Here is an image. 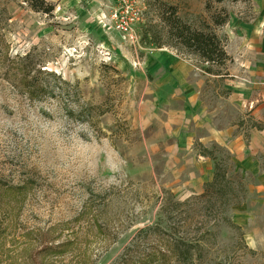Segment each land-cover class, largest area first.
<instances>
[{
    "label": "rangeland",
    "instance_id": "obj_1",
    "mask_svg": "<svg viewBox=\"0 0 264 264\" xmlns=\"http://www.w3.org/2000/svg\"><path fill=\"white\" fill-rule=\"evenodd\" d=\"M49 2L52 15L0 0V264H264V0ZM171 6L215 28L230 57L220 76L176 45L160 20ZM222 10L229 21L215 27ZM163 54L194 67L231 132L223 142L204 145L184 111L170 121L155 84ZM25 56L39 96L4 70ZM199 164L207 179L192 175ZM216 173L226 197L197 204ZM170 228L199 241L187 262L161 256Z\"/></svg>",
    "mask_w": 264,
    "mask_h": 264
},
{
    "label": "trees",
    "instance_id": "obj_2",
    "mask_svg": "<svg viewBox=\"0 0 264 264\" xmlns=\"http://www.w3.org/2000/svg\"><path fill=\"white\" fill-rule=\"evenodd\" d=\"M224 1L225 0H207V8L208 10L211 8V2L222 3ZM25 2L30 5L29 7L33 11L38 13L52 15L55 11L54 5L50 3L49 0H25ZM168 10L169 11L162 13L160 20L169 28L170 36L177 41L176 45L188 53L197 56V58H200L203 62L208 63L210 66L206 72L218 75L214 74L212 71L214 66H225L227 62L230 61V57L225 50V43L218 36L215 28L205 24L207 27L205 29H194L187 23L183 22V20L177 15L178 11L175 7H168ZM228 21L229 13H227L226 10H222V14H213L212 16V22L215 27H222L228 23ZM26 61H28V57L25 56L19 59L17 64H14L15 66L12 67V65H10L12 60L8 59L9 66H6L4 70L8 74H12L8 79L10 82L14 83L30 96H39L40 92L46 91V88L43 84H39L38 87L34 86V82H36L35 77L32 75L31 71L27 69ZM222 179H224V176H220L216 173L214 180L207 183L203 193L196 197V203L204 206L212 205L214 207L217 199H224L226 194L223 192L224 189L220 185V180ZM181 228L185 229V226ZM170 230L171 228L164 233V235H167L169 238L164 239L160 234H158V239L156 238V246L163 251L161 256L165 259L168 258L167 254H169V257H174L175 259L182 260V262H187L189 257H191V249L195 246H199V241L190 239L189 237H175L173 233H168L171 232ZM189 232L191 234V231ZM56 248L55 252H53V250L52 252L57 256H63L70 251L69 243H64ZM132 248H129V250H132ZM188 254L190 255L189 257ZM158 262L164 264V261ZM48 263L49 262L44 260V264ZM116 264L133 263H131L129 258H126L125 254ZM137 264L142 263L139 262Z\"/></svg>",
    "mask_w": 264,
    "mask_h": 264
},
{
    "label": "crops",
    "instance_id": "obj_3",
    "mask_svg": "<svg viewBox=\"0 0 264 264\" xmlns=\"http://www.w3.org/2000/svg\"><path fill=\"white\" fill-rule=\"evenodd\" d=\"M161 56L158 64L159 74L155 77L156 93L159 100L173 106V110L168 113L170 121L175 124L181 122V120L184 122L183 119H180V115H183L181 111H184L185 118L191 122L190 124L195 121L198 126L200 125L205 130L204 136L200 138L204 145L208 146L223 142L224 136L229 137L231 132H228L229 128L217 126V121L213 118L214 112L203 104L200 97L203 82L194 74V67L187 60L178 58L179 56L164 54ZM260 81L264 82V78H260ZM222 129L226 130L223 131ZM230 129L232 130V128ZM172 134L177 135L178 132L174 131ZM193 163H195V160ZM198 166L194 169L199 171L197 174L192 175L198 177V179H207L202 175L201 165ZM198 179L195 180V183L198 192H201L204 182L199 183Z\"/></svg>",
    "mask_w": 264,
    "mask_h": 264
}]
</instances>
